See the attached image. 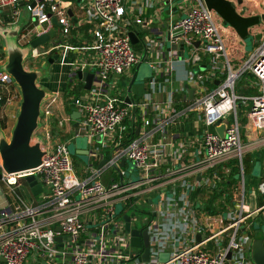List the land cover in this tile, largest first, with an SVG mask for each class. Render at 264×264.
<instances>
[{
  "label": "built area",
  "instance_id": "1",
  "mask_svg": "<svg viewBox=\"0 0 264 264\" xmlns=\"http://www.w3.org/2000/svg\"><path fill=\"white\" fill-rule=\"evenodd\" d=\"M256 2L264 13V0ZM163 4L169 8V22L151 36L145 30L146 13ZM22 7L31 15V24L21 25L18 33L19 45L30 46L25 67L55 55L61 65L70 66L72 91L77 87L85 91L71 100L96 166L77 173L68 142L55 143L46 132L41 133L46 155L37 169L7 173L0 161V187L7 200L0 208V264H254L252 221L264 214V178L258 185L263 204L249 211L238 108L246 105L250 119H264V23L252 28L259 42L256 51L234 71L222 33L226 26L204 0H0V20L9 9L7 16L17 23ZM84 26L90 27V43L79 32ZM52 29L55 36L46 44L31 45ZM131 32L139 40L136 45ZM74 39L84 44L75 46ZM6 56L0 46V67ZM145 60L153 70L150 93L135 101L119 89L117 80ZM179 61L190 66L186 80L197 92L182 107L169 87ZM78 72L94 75L90 90L83 89L85 81ZM245 75L256 80L252 97L237 91ZM17 87L13 77L0 70V121L6 124L8 106L21 97ZM159 91L164 101L151 97ZM43 115L48 124L54 112L45 108ZM192 115L203 124L201 141L177 142L171 128ZM219 121L228 125L224 138L215 130ZM58 122L64 125L67 120ZM233 160L238 161L240 178L231 193L232 205L210 214L201 195L194 199L192 194L216 189L222 181L217 168ZM129 162L138 171L136 181L127 177L124 167ZM111 169L110 184L105 186L102 177ZM30 175L37 176L43 188L36 203L19 194ZM155 198L157 203H151ZM119 204L123 209L117 215ZM130 210L142 214L140 226L134 224ZM126 214L133 227L148 230L149 262L142 260V249L131 245ZM58 237L65 238L58 242ZM166 252L169 261L162 263L159 255Z\"/></svg>",
  "mask_w": 264,
  "mask_h": 264
},
{
  "label": "water",
  "instance_id": "2",
  "mask_svg": "<svg viewBox=\"0 0 264 264\" xmlns=\"http://www.w3.org/2000/svg\"><path fill=\"white\" fill-rule=\"evenodd\" d=\"M209 10L214 11L223 21L226 27H231L238 37L246 41L251 35V29L260 23H264V13L244 16L239 13L236 4L230 0H204ZM240 5L242 1L238 2ZM176 5H173L175 10ZM170 11H167L169 13ZM72 16V12L70 11ZM8 21L7 16L5 17ZM53 23L56 27H59L57 21L54 19ZM0 32H4L8 35L6 53L8 56L7 64L4 66V70L8 72L15 80L17 86L20 89L22 101L17 117L16 124L12 130V136L10 140H7L3 135L0 128V161L3 169L7 173L29 172L37 169L43 161L46 155V150L43 146V140L36 138L35 134L40 126V117L42 115V104L44 100L48 98V92L38 85L39 80L42 79L43 72L39 70H27L25 68V60L29 54V49L20 48L15 41L10 42L9 39L18 38L19 29H0ZM56 30L52 29L48 34L40 36L31 42V45L35 48L46 44L51 38L55 36ZM132 43L136 45L139 40L135 32L130 33ZM260 39V36L257 37ZM199 43H196L198 46ZM184 47L180 48V56L183 55ZM55 60H58V56L49 59V63L53 64ZM141 65V64H140ZM134 71L133 78L131 80L128 91L131 93L133 85L137 79L139 66ZM78 78L85 81L83 87L84 90H90L91 84L94 78L92 73L78 72ZM220 81L216 82L219 85ZM189 86L186 85V88ZM82 91V89H80ZM191 97L193 91H190ZM127 102H130L127 99ZM75 103V100H74ZM239 106H241L239 104ZM72 119L78 121L80 119V113L74 112ZM78 124V123H77ZM227 123L219 121L216 126V132L222 137H225ZM77 154L89 155L90 151L78 150ZM105 160L99 164V168L105 164ZM124 163V162H123ZM2 175L0 174V179ZM29 185L32 193L37 196L42 191V185L40 179L35 175H30L25 179ZM157 198L152 199L151 203L156 204ZM7 204L3 190L0 187V208ZM122 213V209L117 211V215ZM126 221V232L131 236V245L134 248L142 249V260L144 262L150 261V236L147 229H141L133 227L131 223V217L129 215L123 216ZM57 230H61L57 228ZM65 237H58L56 240L60 242ZM197 240H200V235L197 236ZM229 253L228 258H230ZM251 256L254 264H264V238H256L252 244ZM160 262L166 263L169 261V253H161L159 255Z\"/></svg>",
  "mask_w": 264,
  "mask_h": 264
},
{
  "label": "crops",
  "instance_id": "3",
  "mask_svg": "<svg viewBox=\"0 0 264 264\" xmlns=\"http://www.w3.org/2000/svg\"><path fill=\"white\" fill-rule=\"evenodd\" d=\"M163 7H164V9H163ZM7 10H8V12H7ZM167 11H169V8L168 7L165 8V4L156 5V8L148 9L146 16H145L146 22L148 24H147V26H145V30H147L148 33L151 34V36H155V35H157L158 32L165 29V25L168 24V22H169L168 19H169V15H170L169 13H167ZM8 13H10L9 9H6L5 11H3L4 19H3V22L0 20V29H6V28L10 29V28H16V27L19 29L20 26L22 25V23L20 21H18L17 23H11L9 17L7 16ZM6 16H7L8 21H6V19H5ZM88 28H90V27L84 26L81 29H79V32L81 34H83L84 41L86 40L87 43H90L92 41V35L90 34ZM75 34L77 35V32H75ZM7 40H8L7 32H6V34L4 32H0V46L5 50L6 55H7V53H6ZM74 40H76V42L78 44H74V42H73ZM74 40H72V43L75 46H82L84 44L82 41H78L77 39H74ZM236 41L239 42V45L243 46V44L240 42L239 37H238V39H236ZM231 44L232 43L228 42L227 48H228L229 55H230V62H231L232 70L236 71V70L240 69V67L244 63V60L248 54L244 51V60L242 63L233 62V58H232V54H231L232 53V50H231L232 45ZM73 57H74V55H73V53H71L70 59H72ZM7 61H8V56H6L5 65L7 64ZM57 61L58 60H55L53 64H55ZM48 63H49V60H48ZM176 64H180V66L178 68L176 67V71L174 72V74L172 76L173 80H171V84H169V87L176 93V96H175L176 100L180 103V107H182L184 105V102L193 99L194 96H197V92H196L194 86L192 84H189L186 80V74H187L188 69L190 68L188 63L179 61ZM4 66H2V67H4ZM61 66L62 67H64V66L70 67L67 65H61ZM26 69L27 70H34L31 68H26ZM70 74L71 73H70V69H69V72L67 73V75L64 78L58 77L55 80H54V78L51 80H48V79L44 80L42 78L38 82V85L40 87L44 88L48 92V95H49L48 98L46 100H44V102L42 104V115L40 117V126L38 128V131L35 134V137L41 138L43 140V142L45 139V137H43V135L45 136V134H43L44 132H46L47 135L50 134V136L52 137V141L55 143L68 142L67 138L71 135L73 136V138L83 135L81 133L80 128H79L80 119L78 121L72 119V114L76 111L78 112V110L74 105V100H71V97H76L81 92H82V94H84L85 91H80L79 87H77L76 88L77 90H75V91H72L69 88L68 84H69V81L71 80ZM133 75H134V72H131L125 76H121V78L122 77L127 78V81L131 82ZM121 78L119 77L117 82H119ZM240 83H243L244 86L251 88L250 90H254L255 92H257L256 80L254 79L253 76L245 75L239 81L238 85ZM186 85H188L189 87L186 88ZM129 86H130V84H129ZM118 87H119V85H118ZM133 87H134V85H133ZM17 88H18L19 94L21 96L20 89H19V87H17ZM119 89H121V88H119ZM128 89H129V87H128ZM128 89L127 90L121 89V91L124 94H130L131 98L135 101H139L140 99H142L144 97V95L146 96L147 94L150 93V89L148 88V83L146 85H144V91H143L144 94L143 95H141L142 90H140V89L133 90V88H132V90L134 92L131 91V93L128 91ZM191 90L193 91L192 97L190 94ZM75 92H77V94H74ZM255 94L256 93L251 94V95L254 96ZM252 96H249V97H252ZM151 97L154 99L156 97L157 100H159V101H164V99H165V95L162 94L160 91H159V93H156L155 95H154V93H152ZM21 101H22V97L15 100L10 106H8L7 112L9 114V121L6 124V128L9 127L12 123H13V128H14L16 121H17ZM244 106L247 107L246 105H244ZM239 107H241V106H239ZM45 108H50L54 112V117H53L52 121H50V123H48V124L45 123V118L43 115V110H45ZM247 112H248V107H247V110L243 111V116H242V119L245 121L244 125H242L243 126L242 133L244 132L243 136H244V139L246 140V142H245L246 145L245 144H243V145L245 146V148H247V151H245L246 153L244 156V160L246 161V163H244L245 177H246V205H247L249 211H255L259 207H261L263 204L262 198L258 194V185L262 181V179L264 178V119H258V120L250 119L247 116V114H248ZM68 119H70V121H68ZM59 120L60 121L61 120H63V121L67 120V123L65 122L64 125H60L58 122ZM13 128H12V130H13ZM171 131L173 133L174 139L177 142H180V141L185 142L191 138H196L200 142L201 138H202L201 136L203 135L204 127H203V124L200 121H198V119L195 117V115H192L188 118H184L181 121H179L176 125H174L171 128ZM257 162L261 163V173L257 177H255L253 175V169H254ZM95 166H96V163H95ZM228 168H230V167H228V163H225V164L219 166L217 168L218 174L221 177L223 175L225 178H227L229 176V174H227V172H226V170ZM198 179H200V177ZM20 189L25 191V192H27L28 190L31 191V189H30L29 185L26 183V181L22 182L19 190ZM206 191H208V190H206ZM232 191L233 190H231L230 193H232ZM209 193L212 194L213 191H211ZM31 194H32V198H28L26 200L29 202L36 203V201H38L39 197H36L32 193V191H31ZM201 199H202V196H201ZM257 221H259L261 226H262V230H260V232H257L255 227H254L255 222H257ZM252 223H253V227H252L251 234H253L254 237H255V235H261L264 238V214L261 213L257 216L255 215Z\"/></svg>",
  "mask_w": 264,
  "mask_h": 264
},
{
  "label": "rangeland",
  "instance_id": "4",
  "mask_svg": "<svg viewBox=\"0 0 264 264\" xmlns=\"http://www.w3.org/2000/svg\"><path fill=\"white\" fill-rule=\"evenodd\" d=\"M233 1H234V3L236 2L239 5V7L237 9H238L239 13L244 15V16H253V15L261 14V9L259 7V4H258V2H256L257 0L256 1L255 0H241L242 1L241 5L238 3L240 0H233ZM242 9H244L245 12H240ZM7 12H8V10H7ZM19 21L22 23L23 26H28L31 24V15H30V12L28 11V9L26 7H22L21 16L19 18ZM222 33H223V36L225 38L226 44H228V42L231 43V41L238 39L237 34L235 33V31L231 27H225V29L223 30ZM252 34H253V32L251 29V35ZM9 41L10 42L15 41L16 44L22 49H29V47H30L28 45H26V46L19 45L17 37L14 39L10 38ZM240 42L243 44V49L248 55L254 54V52L256 51V48L259 44V42H257V40L255 39L254 35H252L246 41H243L240 39ZM137 48H139V46H137ZM26 66H27V68H29L27 64H26ZM179 66H180V64H177V68ZM30 68H31V66H30ZM31 69H34V70L38 69L39 71H42L43 72L42 78L44 80L45 79L51 80L53 78L55 80L58 77L64 78L67 75V73L69 72L70 67H66V66L62 67L59 61H57L55 64H49L48 60L41 59V60H38L36 63V66L32 67ZM0 70H4V67H0ZM152 77H153V70H152V67L150 66V61L145 60L139 66V71H138L137 79L135 81L133 90L140 89V90H142L141 95H143L144 94L143 93L144 85H146ZM130 83H131L130 81H127V78L122 77L120 79V81L118 82V85H119V88L127 90ZM68 86L71 90H73L72 89L73 84L70 83V81H69ZM244 123H245V121L243 120V122H242V120H241V124L244 125ZM12 128H13V123L5 129L1 128L3 135L6 137L7 140L11 139ZM243 134H244V132L242 133V141H243V144L246 145V143H245L246 140L244 139ZM67 140H68V144H67L68 151H69L71 157L73 158L75 170L77 173L81 174V172H83L90 165L95 166L94 161H92V159L90 158L89 155L77 154L78 150H87V151L91 150L92 146H91V142H90L89 137H87L85 135H81V136L73 138V136L71 135L67 138ZM103 151H105V150H103ZM245 151H247V148H245ZM124 168L125 169L127 168L126 169L127 177L130 178L131 181H136L138 179V177H137L138 171L135 169V166L132 163L129 162L128 165L125 166ZM130 170H134V173L131 174ZM113 172H114V170L111 169L103 175L102 180H101L103 185L109 186L110 179H111ZM260 173H261V163L257 162L254 169H253V175L255 177H257ZM19 194L22 197H24L25 199L32 198V194H31L30 190L25 192V191L20 189ZM211 195H212L211 193L204 190L201 193L202 199L200 198L199 200L202 201L203 205H208L209 200L211 199ZM120 209H123L121 204H119L117 206V211ZM128 213H129V215L132 216L134 224L140 226L141 225L140 220L142 218V214L135 213V212H133V210L128 211ZM254 227H255L257 232H260V230H262V226H261L259 221L255 222Z\"/></svg>",
  "mask_w": 264,
  "mask_h": 264
},
{
  "label": "trees",
  "instance_id": "5",
  "mask_svg": "<svg viewBox=\"0 0 264 264\" xmlns=\"http://www.w3.org/2000/svg\"><path fill=\"white\" fill-rule=\"evenodd\" d=\"M73 42L74 44H78L76 40H74ZM231 43H232L231 44L232 45L231 54H232L233 62L242 63L244 60L243 46L239 45V42H237L236 40L231 41ZM250 89L251 88L244 86L243 83H240L237 87L238 93L243 94L244 96H247V97L252 96L251 94L257 93L254 90H250ZM74 94H77V92H75ZM245 110H247V107H245L244 105L238 108V117L239 119L242 120V122H243V119H242L243 111ZM0 127L2 129H5L6 123L4 121H0ZM244 163H246L245 160H244ZM228 167L231 168L229 176L225 178L222 175V181L218 184V187L213 190V193L211 195V199L209 200L208 205H205V210L210 214L222 213L227 209L228 206L232 205L230 191L233 190L235 186L238 184V181L240 178V169L238 167L237 160H233L229 162ZM203 191L204 189H197L192 194L193 198L195 199L196 197L201 195ZM256 238L262 239L263 237L261 235H255V239Z\"/></svg>",
  "mask_w": 264,
  "mask_h": 264
},
{
  "label": "flooded vegetation",
  "instance_id": "6",
  "mask_svg": "<svg viewBox=\"0 0 264 264\" xmlns=\"http://www.w3.org/2000/svg\"><path fill=\"white\" fill-rule=\"evenodd\" d=\"M230 1H232V2H234L233 0H230ZM235 4H236V7L238 8L239 7V5L235 2Z\"/></svg>",
  "mask_w": 264,
  "mask_h": 264
}]
</instances>
